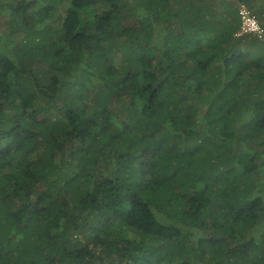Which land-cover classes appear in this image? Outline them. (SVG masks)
Here are the masks:
<instances>
[{
  "label": "trees",
  "instance_id": "1",
  "mask_svg": "<svg viewBox=\"0 0 264 264\" xmlns=\"http://www.w3.org/2000/svg\"><path fill=\"white\" fill-rule=\"evenodd\" d=\"M242 5L0 0V264H264Z\"/></svg>",
  "mask_w": 264,
  "mask_h": 264
},
{
  "label": "built area",
  "instance_id": "2",
  "mask_svg": "<svg viewBox=\"0 0 264 264\" xmlns=\"http://www.w3.org/2000/svg\"><path fill=\"white\" fill-rule=\"evenodd\" d=\"M240 15H241V31L239 35L249 34L255 35L258 38L264 37V30L259 24L258 20H256L253 16L250 15L246 6L242 5L240 7Z\"/></svg>",
  "mask_w": 264,
  "mask_h": 264
},
{
  "label": "rangeland",
  "instance_id": "3",
  "mask_svg": "<svg viewBox=\"0 0 264 264\" xmlns=\"http://www.w3.org/2000/svg\"><path fill=\"white\" fill-rule=\"evenodd\" d=\"M7 15H8V14H7ZM6 20H7V19H6ZM7 32H8V30L2 27V34L5 35V34H7ZM260 40H264V37L261 38Z\"/></svg>",
  "mask_w": 264,
  "mask_h": 264
},
{
  "label": "clouds",
  "instance_id": "4",
  "mask_svg": "<svg viewBox=\"0 0 264 264\" xmlns=\"http://www.w3.org/2000/svg\"><path fill=\"white\" fill-rule=\"evenodd\" d=\"M255 36V35H254ZM258 39H261V38H258Z\"/></svg>",
  "mask_w": 264,
  "mask_h": 264
}]
</instances>
